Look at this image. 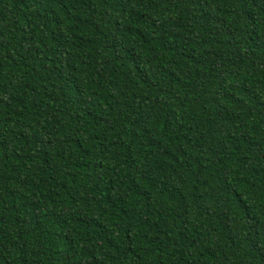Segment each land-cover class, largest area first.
I'll list each match as a JSON object with an SVG mask.
<instances>
[{
	"label": "trees",
	"instance_id": "16d2710c",
	"mask_svg": "<svg viewBox=\"0 0 264 264\" xmlns=\"http://www.w3.org/2000/svg\"><path fill=\"white\" fill-rule=\"evenodd\" d=\"M0 264H264V0H0Z\"/></svg>",
	"mask_w": 264,
	"mask_h": 264
}]
</instances>
